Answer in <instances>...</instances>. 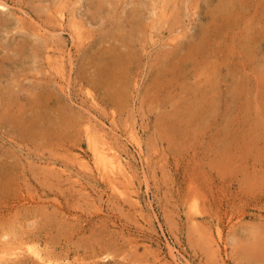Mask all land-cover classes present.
I'll return each mask as SVG.
<instances>
[{
    "label": "rangeland",
    "instance_id": "rangeland-1",
    "mask_svg": "<svg viewBox=\"0 0 264 264\" xmlns=\"http://www.w3.org/2000/svg\"><path fill=\"white\" fill-rule=\"evenodd\" d=\"M227 1L0 0V241L17 225L56 264H264V0Z\"/></svg>",
    "mask_w": 264,
    "mask_h": 264
},
{
    "label": "bare ground",
    "instance_id": "bare-ground-1",
    "mask_svg": "<svg viewBox=\"0 0 264 264\" xmlns=\"http://www.w3.org/2000/svg\"><path fill=\"white\" fill-rule=\"evenodd\" d=\"M232 0H228L226 3H230ZM99 3V2H98ZM224 3V2H223ZM233 5V4H230ZM1 7L3 5L0 4ZM102 6V5H101ZM224 7V6H223ZM226 7V6H225ZM100 8V7H99ZM110 9V8H109ZM156 9V8H154ZM133 11V10H132ZM109 15V14H108ZM135 16V15H134ZM133 16V17H134ZM60 25L62 24L64 26V16L61 13L58 18ZM132 17V16H131ZM140 19V18H139ZM223 20V19H222ZM132 22V21H131ZM71 24V23H70ZM118 25V24H117ZM135 27L137 29H141V23L140 20H137L135 22ZM123 32V31H122ZM121 32V33H122ZM41 35V34H40ZM72 37L75 41L79 42L80 45L84 44L86 41V31L84 30L83 26H80L77 24V22L72 23ZM125 35V34H124ZM43 36V35H42ZM122 36V35H121ZM127 36V35H126ZM129 37V36H128ZM127 37V38H128ZM132 37V36H131ZM42 38V37H41ZM127 40V39H126ZM113 42V41H112ZM115 43V42H114ZM173 45V44H172ZM41 46V45H40ZM91 46V45H90ZM124 48V47H123ZM125 49V48H124ZM110 51V50H109ZM125 51V50H124ZM108 53V52H107ZM92 55V54H91ZM111 56V55H110ZM114 56V55H113ZM116 57V55H115ZM114 57V58H115ZM165 57V56H164ZM183 59V58H182ZM102 60V59H101ZM108 61V60H107ZM185 61V60H184ZM62 61L58 60L55 65H52V69L55 70L56 74L59 75L62 73ZM129 62V61H128ZM61 64V66H60ZM119 64V59L116 58V62L114 67H117ZM97 65V64H96ZM119 67V66H118ZM119 69V68H118ZM64 70V69H63ZM109 69H98L100 72H106L109 73ZM122 70V69H121ZM120 70V71H121ZM171 70V69H170ZM127 71V70H126ZM54 72V73H55ZM165 73V72H164ZM124 74V72H123ZM64 76V74L62 75ZM97 77V76H96ZM120 77L119 75H110V84L113 85L116 78ZM121 78V77H120ZM114 81V82H113ZM116 89V88H115ZM125 88L122 87L120 91L117 92L113 95V98H119L122 97L123 93H125ZM3 91V90H2ZM11 92V91H10ZM49 93V92H48ZM11 94V93H10ZM43 95V94H42ZM89 95V94H88ZM10 96V95H9ZM39 96V95H38ZM206 97V96H205ZM13 99V98H12ZM30 99V98H29ZM40 99V98H39ZM11 100V99H10ZM52 100V99H51ZM119 100V99H116ZM29 101V100H28ZM44 101V100H43ZM15 102V101H14ZM42 102V101H41ZM48 103V102H47ZM60 103V102H59ZM32 104V102H31ZM37 104V103H36ZM4 105V104H3ZM15 105V103H14ZM13 105V106H14ZM38 105V104H37ZM12 106V105H11ZM18 106V105H17ZM34 109V108H33ZM38 109V108H37ZM2 110V108L0 109ZM44 110V109H43ZM3 111V110H2ZM35 111V110H34ZM32 113V112H31ZM20 114V113H19ZM13 115V114H12ZM25 115V114H23ZM31 115V114H30ZM35 115V113H34ZM8 116V115H7ZM14 116V115H13ZM32 116V115H31ZM36 116V115H35ZM15 117V116H14ZM38 117V116H37ZM40 117V116H39ZM63 117V116H61ZM16 118V117H15ZM32 119V118H31ZM35 119V118H34ZM44 120V119H43ZM3 121V120H2ZM34 121V120H33ZM28 122V120H27ZM30 122V121H29ZM42 123V120L40 121ZM31 123V122H30ZM36 123V122H34ZM29 124V123H28ZM20 125V124H19ZM27 125V124H26ZM32 125V124H31ZM23 126V125H22ZM89 126V125H88ZM34 128V127H33ZM37 128V127H36ZM38 129V128H37ZM85 129V128H84ZM22 130V129H20ZM33 130V129H32ZM31 130V131H32ZM35 130V129H34ZM68 132V131H67ZM70 132V131H69ZM33 133V132H32ZM55 134V133H54ZM132 141L135 142L138 146H140V139L138 136V132L135 129H132L130 131ZM62 136V135H61ZM87 137L89 139V146L91 147L92 150V156H93V165L94 168L97 170L99 175L104 178L109 180L111 183L112 187L114 190L118 191L120 194H123L121 191V180L125 183L130 180V171L128 169L127 164L125 163L123 157L117 153V151L114 150V147L109 146L106 138L104 135H101V133L98 130L91 131L89 128L87 129ZM75 138V137H74ZM73 139V138H72ZM88 168V167H87ZM106 181V180H105ZM54 210V209H53ZM197 212V210L195 211ZM199 212H197L198 214ZM51 217V216H50ZM48 221V220H47ZM15 225L12 231L9 232L8 230L6 234H2V239L6 240L5 242L0 241V249L3 251H6L5 254L6 256L0 258V264H56V262L61 261V257L57 256L56 253L50 252L49 247H45V249L42 251L39 249V241L37 242V238L30 236V233L26 232H20L17 231ZM21 233V234H20ZM12 236L14 239H10L9 237ZM11 237V238H12ZM221 237V235H219ZM38 244V245H37ZM33 245V246H32ZM257 250V253H260V248L262 246L259 245H254ZM255 248V249H256ZM254 249V250H255ZM248 250H243L244 254L246 257L249 258L251 253H254L253 248L250 247V252H247ZM255 252V253H256ZM23 253H26L27 255L32 256L33 258L27 259V260H19L18 262L14 263L13 258L17 259L19 257V254L22 255ZM254 253V255H255ZM12 257V258H11ZM256 257V256H255ZM254 257V258H255ZM64 259V258H63ZM258 259V258H257Z\"/></svg>",
    "mask_w": 264,
    "mask_h": 264
}]
</instances>
